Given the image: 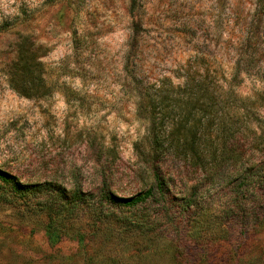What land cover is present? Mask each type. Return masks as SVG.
<instances>
[{
  "label": "rangeland",
  "instance_id": "obj_1",
  "mask_svg": "<svg viewBox=\"0 0 264 264\" xmlns=\"http://www.w3.org/2000/svg\"><path fill=\"white\" fill-rule=\"evenodd\" d=\"M255 7L256 0H0V170L68 192L76 183L85 193L104 186L120 199L144 193L153 177L138 108L146 93H157L158 118L168 119L166 110L176 118L187 76L218 102L233 91L264 118L257 101L264 97V13L250 73L232 80L230 70ZM19 50L34 69L25 78L29 97L11 84ZM228 117L236 130L232 105ZM243 119L245 136V126H255ZM250 151L241 161L229 158L228 175L216 174L218 152L206 155L204 169L186 156L162 160L169 197L180 203L192 193L191 214L181 221L155 218L161 208L149 203L106 205L101 218L84 206L61 222L53 244L45 233L50 216L32 197L0 198V264H264V219H255L249 188L231 206L239 178L262 157Z\"/></svg>",
  "mask_w": 264,
  "mask_h": 264
},
{
  "label": "trees",
  "instance_id": "obj_2",
  "mask_svg": "<svg viewBox=\"0 0 264 264\" xmlns=\"http://www.w3.org/2000/svg\"><path fill=\"white\" fill-rule=\"evenodd\" d=\"M263 13L264 0H256L255 14L250 23L253 30L250 29L249 35L242 37L234 49L236 59L230 67L232 80L237 78L243 80L242 76L250 73L253 59L252 41ZM17 66L15 69L17 72H14L15 75L11 78V84L21 95L29 97L30 83L32 82L28 83L25 78L27 75L31 76L34 69L25 60V55L21 50L18 51ZM187 77V93H185L187 100L179 108L176 118H169L172 110L165 111L164 117L168 119L161 121L158 118L159 112H157L155 104L157 93H146L138 108L147 121L145 139L151 155L150 171L153 177L152 187L144 193L120 199L111 195L104 186L95 192L85 193L76 183H74L72 191L68 192L52 182L35 185L22 184L15 177L0 170V198L25 200L32 197L34 205L50 216L45 233L50 243L53 244L59 240L58 230L61 222L76 215L79 209L84 206L93 209L96 212L95 215L101 218L106 205L136 209L140 204L149 203L161 208L160 212L155 213V218H158L161 213L165 216L174 214L181 221L186 214L190 213L193 204L190 201L192 193L180 203H175L177 199L169 197L168 188L172 186V180L165 179L160 174L164 158L186 156L187 160L188 158L193 159L194 166L204 169L208 166L206 155L213 158L218 152L220 158L216 164L215 160L213 162L216 174L223 172L228 175V160L231 156L241 161L245 154L253 152H249V150L255 149L261 153L262 157L249 167L243 178H239V187H235L233 190L231 206L236 205L238 198L241 195H246L249 188L248 192L254 197L257 207L255 219L257 221L264 219V118L256 115V112H252L246 104V100L234 96L230 89L231 93L227 94V98L218 102L208 92L207 85L201 84L195 79V76ZM163 98L161 99L163 102L171 101L170 97ZM257 101L264 104V97L257 98ZM229 105L236 108L239 116L237 123H240V126L245 125L244 122V124L241 122L243 118H247V122L254 123V129L245 126L249 131L248 135H242L240 126L233 130L234 123L229 121L230 117H228ZM240 110L243 113H240ZM169 119L171 122L165 123ZM248 147L249 149H247ZM240 168L245 170L242 163H240ZM141 218L143 217L141 216ZM177 226L178 224L175 225L176 229Z\"/></svg>",
  "mask_w": 264,
  "mask_h": 264
}]
</instances>
